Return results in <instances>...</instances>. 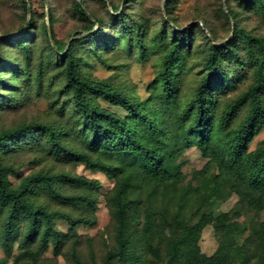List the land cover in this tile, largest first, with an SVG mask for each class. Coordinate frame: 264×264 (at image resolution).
Wrapping results in <instances>:
<instances>
[{
	"label": "rangeland",
	"instance_id": "obj_1",
	"mask_svg": "<svg viewBox=\"0 0 264 264\" xmlns=\"http://www.w3.org/2000/svg\"><path fill=\"white\" fill-rule=\"evenodd\" d=\"M261 4L264 6V0H0V132L29 123L52 127L64 148L132 173L130 197L140 209L151 210L167 222L175 217L192 224L203 213H226L228 220L219 224L222 230L213 223L204 227L198 243L200 251L212 255L221 233L226 232L238 245L246 246L249 264H255L264 252V195L219 170L222 135L212 139L206 152L185 140V135L195 116L194 95L207 75L210 54L222 46L230 49L227 54H218L219 71L210 85L208 110L215 131H219L220 118L232 101L252 84L255 61L261 63L263 57L248 38L264 42ZM69 44L80 61L83 77L138 102L140 110L154 123L158 139L149 140L145 129L123 109L91 97L101 107L125 118L141 140L174 157L177 171L167 189L146 180L138 156L93 151L88 146V129L74 107L64 62L58 56ZM173 50L167 93L160 73L164 58ZM252 51L258 60L253 59ZM261 102L264 108V94ZM186 110L190 111L188 117L184 116ZM246 111L247 105L240 106L226 131L235 129ZM263 142L264 115L248 150L253 151ZM0 162L13 169L7 177L12 188L36 173L97 181L93 188L54 182L60 195L91 199L94 210L83 203L59 202L45 189L35 188L29 197L35 206L83 218L90 224L77 226L75 234L64 238L57 251L51 240L40 248L39 238L28 251L36 254L35 264H103L115 246L110 198L118 179L56 154L42 132L8 141L7 148L0 150ZM256 200H261V208L255 206ZM6 214V209L0 208V264H33L20 246L27 229L23 216L14 222L9 250L3 246ZM53 225L61 233L69 231L64 220L55 219ZM131 235L140 256L137 264H164L162 245L157 258L150 253L139 225L131 229Z\"/></svg>",
	"mask_w": 264,
	"mask_h": 264
},
{
	"label": "trees",
	"instance_id": "obj_2",
	"mask_svg": "<svg viewBox=\"0 0 264 264\" xmlns=\"http://www.w3.org/2000/svg\"><path fill=\"white\" fill-rule=\"evenodd\" d=\"M261 5L264 9L263 4ZM248 41L263 57L261 63L255 61L256 70L252 84L244 93L232 101L220 118L219 131H215L208 110V103L212 99L210 85L212 78L219 71L217 66L218 54H227L230 49L227 46H222L210 54L207 60V75L200 80L194 95L195 116L188 126L189 131L185 135V140H191L195 146L206 152L212 139L220 138L222 135L224 141L221 147V155L217 159L219 170L244 181L250 188L264 195V142L253 151L248 150L249 142L256 133L257 126L264 115L261 102V96L264 94V42L257 38H248ZM251 54L254 60H258L255 51H252ZM58 56L64 62L65 81L71 89L74 107L88 129V146L93 151L102 150L112 154L138 156L141 174L146 180L167 189L177 171L174 157L170 153H164L159 148L141 140L135 128H132L125 118L101 107L91 97L99 98L110 106L123 109L131 120L145 129L149 140H157V128L140 110L141 105L118 90L83 77L79 72L80 61L72 54L70 44ZM174 56L175 51L173 50L164 58L160 73L164 90L167 93H170L171 86L170 61ZM243 105H247L244 117L235 129L226 131V125L232 114ZM189 113L190 111H184V116L188 117ZM36 132L46 134L47 141L56 154L72 157L82 162L90 170H98L109 178L118 179L117 187L110 198L116 227L115 246L108 251L103 264H137L139 262L140 256L133 245L131 235V229L136 225L140 226V233L148 241L149 251L153 256L160 257L158 248L160 245L163 246L164 264L250 263L246 246L238 245L236 240L226 232L221 233L217 249L212 255L207 256L199 249L198 243L204 227L213 223L217 230H222L219 224L228 220L226 213L219 215L203 213L194 223L188 224L175 217L171 219V222H167L161 215L151 210H142L138 203L130 197L132 173H126L123 168L92 159L86 153L64 148L50 126L29 123L12 130L1 131L0 150L7 148L8 141L13 142L21 135ZM11 173H13V169L0 162V208L6 209L7 212L1 241L5 249L9 250L14 222L19 215L23 216L27 222V229L20 246L25 249L32 263L35 264L36 254L28 251V248L36 238L40 239V248H44L47 241L51 240L54 251H57L64 238L75 234L77 226L90 224L88 220L83 218L72 217L56 211H47L41 206H35L29 198L34 194L35 188L45 189L51 197L59 202L73 205L83 203L87 208L94 210L95 205L91 199L60 195L54 188V182L62 181L70 185L93 188L97 185V181L66 174L36 173L23 178L16 188H12L7 179ZM254 204L257 208L262 207L261 200H256ZM55 219H61L68 223L69 231L67 234L54 228L53 221ZM255 264H264V252L260 254Z\"/></svg>",
	"mask_w": 264,
	"mask_h": 264
}]
</instances>
